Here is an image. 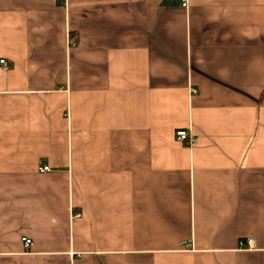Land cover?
Masks as SVG:
<instances>
[{
    "label": "crops",
    "instance_id": "obj_1",
    "mask_svg": "<svg viewBox=\"0 0 264 264\" xmlns=\"http://www.w3.org/2000/svg\"><path fill=\"white\" fill-rule=\"evenodd\" d=\"M0 59V264H264V0H0Z\"/></svg>",
    "mask_w": 264,
    "mask_h": 264
},
{
    "label": "built area",
    "instance_id": "obj_2",
    "mask_svg": "<svg viewBox=\"0 0 264 264\" xmlns=\"http://www.w3.org/2000/svg\"><path fill=\"white\" fill-rule=\"evenodd\" d=\"M65 1L66 0H62ZM181 4L183 8H187L189 6V0H181ZM77 45V38L76 35H72V34H68V46L69 47H75ZM0 64L6 65V61L5 59H0ZM176 138L178 141L182 142V143H186L188 145H193L196 143L197 139L195 137H193L187 130L185 129H180L176 132ZM41 172H46L49 171V167L48 166H44L40 168ZM78 217V216H76ZM22 242L24 244L25 248H29L32 245V240L24 237L22 239ZM248 244L252 245V242H248ZM245 245V244H243Z\"/></svg>",
    "mask_w": 264,
    "mask_h": 264
}]
</instances>
